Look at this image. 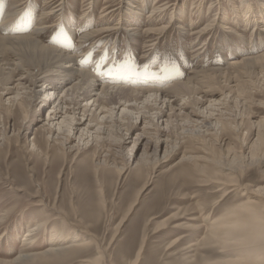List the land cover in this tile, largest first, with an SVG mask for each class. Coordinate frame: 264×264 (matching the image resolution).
Returning <instances> with one entry per match:
<instances>
[{"label":"rangeland","instance_id":"obj_1","mask_svg":"<svg viewBox=\"0 0 264 264\" xmlns=\"http://www.w3.org/2000/svg\"><path fill=\"white\" fill-rule=\"evenodd\" d=\"M46 1L26 0L21 6L20 14H25L30 3L36 5L33 28ZM249 1L256 17L263 9ZM22 2L6 0L7 11ZM247 2L148 0L137 16L112 13L107 22L114 25L122 18L125 30L119 27L109 38L97 36L84 43L79 41L83 35L107 23L100 22L101 12L117 7V0H65L59 20L42 23L47 26L39 37L42 44L76 55V69L110 86L167 92L157 105L149 104L156 110L143 109L140 101L138 112L117 105L113 113L101 114L90 98L69 106L61 98L62 89L46 96L29 78L18 80L26 73L14 74L12 83L0 90V264H10L24 249L25 254L45 251L53 229L64 246L85 240L90 245L51 264L95 259L94 264H202L227 257L207 234L212 221L248 199L264 210V148L255 146L254 156L250 152L258 132L264 134V126L257 127L264 119L263 65L253 63L252 72L244 66L233 69L229 85L209 81L217 68L224 72L232 61L264 54V15L246 26L238 12L234 21L233 7L244 15ZM170 4L171 13L162 22L156 20L159 14L152 20L147 17L153 6ZM214 18V31L196 34ZM170 21L171 27L159 36L143 33ZM66 29L72 39L64 36ZM187 82L197 90L195 100L167 90ZM32 91L38 94L31 100ZM17 94L28 110L26 121L10 104ZM46 99L51 101L43 106ZM59 103L63 107L58 120H50V110H58ZM8 107L11 116L6 114ZM83 107L89 109L84 117ZM93 113L99 116L96 122ZM168 116L173 122L166 120ZM64 119L68 124H61ZM239 168L243 173L238 186L205 180L210 173L230 180L239 175ZM40 222L45 224L34 242L23 246V237ZM259 245L257 259L264 264V234Z\"/></svg>","mask_w":264,"mask_h":264},{"label":"bare ground","instance_id":"obj_2","mask_svg":"<svg viewBox=\"0 0 264 264\" xmlns=\"http://www.w3.org/2000/svg\"><path fill=\"white\" fill-rule=\"evenodd\" d=\"M247 1H248L247 4L242 6V8L246 10L247 12L246 14L243 15L242 9H238L239 7L236 8L233 7L232 13L233 15L235 14L234 21H238L237 17L239 15L238 14L239 12L241 14L240 17L241 20L245 22L246 26H250L249 24H251V22L256 21L255 19L256 17L260 18L261 15H264V0H253L257 7L261 6L263 9V11L259 12L260 14H257L256 17L252 6H250L252 5V3L249 0ZM25 2L26 0H24V2H22L18 6L17 5L13 6L8 11L6 8V0H2L0 6V63H1L0 90L4 89V86L7 83H12L13 76L16 72L23 71V73H26L28 76L20 77L18 79L19 81L26 80L27 78H29L31 82V86L37 87L38 89H40L38 91L40 93L41 91H43V93H45L46 96H48L49 94L48 92L53 91L52 93L54 94L56 91L58 93L59 90L62 89L61 98L67 100V104L69 106L72 105L74 107L76 105L79 106L77 100L80 99L82 101L84 100L85 102H87L86 98H90L89 103L92 102L91 103L92 106L94 104V106L96 107L95 111L100 110L101 114L103 112L101 110H106L107 114L113 113V109L114 107L116 108L117 105L118 106L126 105V107H122L124 111H126L128 106L131 108L130 110L133 111L137 110L138 112L139 110L138 106L140 105L138 104V102L140 101H142L143 109H147L148 111L156 110L155 108L150 107V105L151 104H152L151 106L157 105L156 102H158L159 96L166 93L167 92L166 89H153V88L149 89V88H135V87L128 88V86L123 87L120 85L110 86V84H107L108 82L105 80H102L101 82L98 79H95V77L91 73H89V71H85L83 69L80 70L76 69L75 68L77 62L76 55H70L55 47L42 44V41L39 37H41V33H43L47 27V26H42L43 25L42 23H45L44 22L45 20H50V19H53L55 21L59 20L58 16H60V10L61 7L64 6L65 0H47L44 6L42 7V10L40 11L39 23L38 25L34 26V28L32 26V23L34 22L33 17L37 7L34 3H30L27 12L25 14H20V11L22 9L21 6ZM117 2H118L117 7L113 5L114 7H112L110 10L105 9L106 11L101 12V18H100L101 23H106L107 21H110L113 15L112 13H115L116 11L118 12L117 13L118 15L123 14L124 16L125 14H127L130 17L137 16L141 14V12H143L148 5V0H117ZM228 2H231V0H228ZM172 5L174 4L164 5L161 8L153 6L147 17L152 20L153 18L156 17V14H159L156 20L162 22L166 14L171 13L170 7ZM214 22H216L215 18L211 20V22L205 23L198 29L196 34L202 35L205 32L211 33L212 31H214L215 29ZM170 23L171 21L168 24H164V25L162 24L157 29H146L143 31V33L159 36L162 33H164L166 30H168L169 27H171L169 25ZM119 27H121L120 29H124V20H122V18L118 19L117 23L114 25L111 22H107L102 28L95 29L92 32L87 33L86 35H83V37H81L79 41L80 43H84L88 39H92L97 36H101V38H105V37L109 38L116 33V30H118ZM219 28L222 29L226 27L220 25ZM66 30L67 32L65 33L64 36H66L69 39H72V36L68 33L71 30L70 29H66ZM260 31L264 33V27L261 28ZM3 33H5L6 35H3ZM134 34L136 33L134 32ZM56 36L57 34L55 35V37ZM258 62L261 65H263L260 68V71L261 70L264 71V54H262L260 56L248 58L242 61L230 62L229 65H227L228 67L225 68V71H227L226 73H224L225 71L223 72L220 68H217L216 70H214L215 75L213 77L212 76L209 77V81L218 84L224 82L225 84L229 85V83H232L233 73L231 71L233 69L236 70L237 67L244 66L246 70H249L251 68L250 70L252 72V68H253L252 64ZM34 71H35V76L33 73L32 75L30 74V72H34ZM251 72L249 71V73ZM72 77H74L76 80L73 83H71L73 80L72 81L69 80ZM122 78L126 79L125 75L124 76L122 75ZM19 85H24V84L18 83L17 86ZM167 88L168 91H173L177 93L176 95L183 96L184 98L186 96L188 97V99L189 98L193 99L194 95L197 93L196 89L188 86V82L174 83ZM24 89L27 90V88ZM32 93L33 91L29 93L30 95L29 98L31 100L33 97L34 98L36 97L38 92L37 93L35 92L33 94ZM147 94L149 95L146 97ZM168 95L169 94H167V96ZM151 97H153V99L150 100ZM47 101L49 102L51 101V99H46L45 101L44 100L41 101L43 102L42 103L43 106L46 105ZM54 101L55 99L52 102ZM10 104H12V106L15 105L17 111H19L22 114L24 121H26L28 110H26V107L24 105L25 103L21 98H19L18 94L12 97V99L10 100ZM133 104L136 105L137 108L133 107ZM29 105H31V102H29ZM62 107H63L62 103H59V105H56V108H58V110L55 109V107L53 111L50 110L49 117L51 116L52 118L50 120H56V119L58 120L57 116L61 112L59 111V108ZM169 109H170L169 111L172 112L171 106ZM87 111H89V109ZM87 111H86V107H83L82 110L83 117L87 113ZM6 114L8 116L13 115L12 108L8 107L6 109ZM66 114L67 112L65 111L64 115ZM92 118H95L93 120H95L96 122L99 116L95 117L93 113ZM70 119L71 121H75V119H73L72 117ZM170 119L171 118L166 120L169 122H173L172 120L170 121ZM169 122H166V124H169ZM61 124L62 125L68 124V120L64 119V121ZM261 124L264 126V119L257 127L260 128ZM58 130H61V126L58 127ZM261 134L258 132L256 142L255 144L253 143L254 147L250 148L251 156H254L253 149L255 148V146H260L264 148V138L262 136L264 134L262 135ZM3 139H4V143L6 144V147L10 146V140L6 138ZM46 144H48V141ZM32 146L36 148L37 151H41L40 148H37L35 144H33ZM47 148H49L50 151L51 150L50 148L52 147L48 146ZM263 155H264V150H263ZM256 156H258V154ZM211 161H215V160L212 159ZM238 171H239V175L235 177L232 176L230 180H226L222 177H219L218 173L216 174L214 173L212 176H211L212 173H210V176L205 177V180L215 184L217 183L218 185L221 186L224 185L228 187H235L238 186L237 184L238 178L240 179L241 173H243V168H239ZM201 172L206 173V171L202 168H201ZM219 179H223L224 182H220ZM225 181L230 183H226ZM259 205L260 204H257L253 200L248 199V201L232 209L225 215L219 217L217 221H212L210 227L207 229V234L213 240V242L211 243L219 247V251L222 253V255L227 257L219 260L216 259L215 261H209V262L203 261L202 264H260L258 262L257 256L261 246L259 245V240L264 234V210L263 207L262 206L260 207ZM2 216L5 217V214H2ZM43 224L45 223L40 222L34 228L28 231V233L23 237L22 240L23 246H29L34 242L32 238L36 236L38 228L41 227ZM163 225L164 223L162 224V226ZM51 232L52 234L48 239L49 247L45 251L25 254L28 249H24V251H22L20 255L17 256V258L13 259L9 263L35 264L37 262L38 264H51L52 261L54 262L57 259H61V257H63L66 254L70 255L79 252V250L82 247H85L89 243L86 240L83 243H77V242L75 243V240H73L72 242L75 244L71 243L72 244L71 246H64L63 243H59L56 241V238L58 237L59 233H57L56 230L54 229ZM177 240L178 238L172 241L171 244L176 243ZM92 261L86 260V261H82L81 263L94 264Z\"/></svg>","mask_w":264,"mask_h":264}]
</instances>
